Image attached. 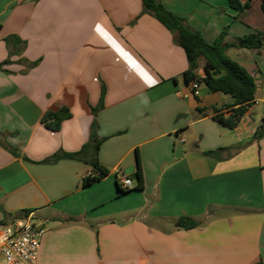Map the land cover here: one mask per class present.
<instances>
[{
  "label": "crops",
  "instance_id": "obj_1",
  "mask_svg": "<svg viewBox=\"0 0 264 264\" xmlns=\"http://www.w3.org/2000/svg\"><path fill=\"white\" fill-rule=\"evenodd\" d=\"M158 1L208 43L227 27V44L264 34L260 0L241 15L229 0ZM227 55L256 84L233 129L211 111L229 116L233 99L193 93L185 51L141 0H0V225L44 229L36 264L264 263V49ZM48 112L69 117L52 131ZM95 162L107 174L85 187Z\"/></svg>",
  "mask_w": 264,
  "mask_h": 264
},
{
  "label": "trees",
  "instance_id": "obj_2",
  "mask_svg": "<svg viewBox=\"0 0 264 264\" xmlns=\"http://www.w3.org/2000/svg\"><path fill=\"white\" fill-rule=\"evenodd\" d=\"M143 4V12L155 17L165 28H167L173 35L174 41L185 51L188 69L184 73V77L187 83L194 81L204 84L211 91L219 92L224 95H228L233 99V103L225 107V109L231 108V114L224 117L220 112L222 109L213 107L211 111L214 113V118L222 125L233 129L237 126L240 118L243 117L252 106L255 100L256 84L253 77L238 63L233 61L227 55V49L231 47L246 48L251 50L260 51L264 49V34L250 33L239 37L235 43H225V37L228 34V27L225 28L220 35L215 39L213 43H208L199 31L193 30L185 24V20L173 12L166 9L158 0H141ZM261 1V10L264 14V0ZM252 0H248L242 3L241 0H229L230 8L237 10L239 15L245 13L251 7ZM203 58L205 61L204 77L199 79L197 76L198 61ZM199 111L204 112L202 109ZM98 109L94 110L97 113ZM69 117V113H53L48 112L44 115L42 123L52 131H58L61 126V122ZM99 125L95 120L91 127V140L90 144L94 145V149L97 152L101 144V140L98 137ZM264 137V123L257 130L255 139H261ZM1 144H5L1 141ZM86 146V147H87ZM85 147V148H86ZM15 153L14 151H12ZM218 158L217 153H208ZM69 157H76V155H68ZM59 157L55 156L53 161ZM138 169L133 173V177L136 180V190H142L144 187L143 174L139 165ZM95 170L100 172V177L86 176L83 182V186H89L95 181L106 176L107 172L98 168L97 163H93ZM122 191V190H121ZM175 226L178 229H193L199 226V223L189 217H180ZM255 264H264L258 262Z\"/></svg>",
  "mask_w": 264,
  "mask_h": 264
},
{
  "label": "built area",
  "instance_id": "obj_3",
  "mask_svg": "<svg viewBox=\"0 0 264 264\" xmlns=\"http://www.w3.org/2000/svg\"><path fill=\"white\" fill-rule=\"evenodd\" d=\"M193 93L198 94L199 85L191 83ZM87 176L98 178L100 172L90 171ZM117 182L122 191L134 188L129 175H118ZM44 229L31 216L0 225V264H36Z\"/></svg>",
  "mask_w": 264,
  "mask_h": 264
},
{
  "label": "water",
  "instance_id": "obj_4",
  "mask_svg": "<svg viewBox=\"0 0 264 264\" xmlns=\"http://www.w3.org/2000/svg\"><path fill=\"white\" fill-rule=\"evenodd\" d=\"M133 171H134V167H130V168H128V169L125 171V173H126L127 175H129V174H131Z\"/></svg>",
  "mask_w": 264,
  "mask_h": 264
}]
</instances>
